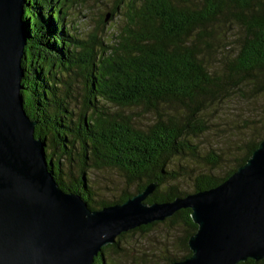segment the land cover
I'll list each match as a JSON object with an SVG mask.
<instances>
[{
    "label": "trees",
    "instance_id": "trees-1",
    "mask_svg": "<svg viewBox=\"0 0 264 264\" xmlns=\"http://www.w3.org/2000/svg\"><path fill=\"white\" fill-rule=\"evenodd\" d=\"M75 1L79 0H25L22 16L28 33L21 61L23 108L36 122L34 135L45 142L46 159L63 191L79 194L89 208L98 209L157 182L145 202H163L189 194L177 188L181 177H192V192L205 190L245 163L264 139L255 125L252 138L242 142V154L226 159L213 149L203 153L194 138L209 129L210 108L244 87L253 95L264 92V0H114L109 18L121 15L122 24L108 43L96 32L86 42L72 33L74 26L61 7ZM106 14L98 27L104 25ZM35 56L49 60L47 71L31 65L28 59ZM59 63L60 74L55 66ZM68 72L85 81L78 102L72 93L74 77ZM134 107L154 114L153 122L136 126L124 112ZM176 159L185 164L173 168ZM223 159L230 167L220 176L213 171ZM65 163L71 167L63 173ZM189 164L198 169L188 171ZM106 168L119 171L136 189L96 204L86 171ZM165 220L184 227L185 253L168 259L170 264L191 254L187 240L197 226L188 208ZM157 223L119 234L102 248L94 264H105L104 251L118 249L125 234L148 231ZM238 264H264V258Z\"/></svg>",
    "mask_w": 264,
    "mask_h": 264
},
{
    "label": "water",
    "instance_id": "water-1",
    "mask_svg": "<svg viewBox=\"0 0 264 264\" xmlns=\"http://www.w3.org/2000/svg\"><path fill=\"white\" fill-rule=\"evenodd\" d=\"M24 5L0 0V264H94L119 234L184 208L197 226L187 240L191 254L170 264L262 260L264 139L218 185L169 201L145 202L157 186L151 182L123 202L91 209L58 186L20 94L28 40Z\"/></svg>",
    "mask_w": 264,
    "mask_h": 264
},
{
    "label": "rangeland",
    "instance_id": "rangeland-1",
    "mask_svg": "<svg viewBox=\"0 0 264 264\" xmlns=\"http://www.w3.org/2000/svg\"><path fill=\"white\" fill-rule=\"evenodd\" d=\"M113 5L114 0H79L61 7V10L65 12V20H69L74 26L72 33L77 38L86 42L89 41V35L96 32L97 38L108 43L112 40V34L121 28L122 16L108 18L104 25L100 24L99 27L97 23L102 14L110 12ZM75 51L78 52L80 49L76 48ZM28 61L32 62L31 65H39L46 71L50 65L49 60H45L43 56L30 57ZM55 66L58 72L60 63ZM30 74L33 75L35 72L32 70ZM68 75L74 77L72 93L76 95L78 102L81 99L85 81L81 75L74 76L69 72ZM103 103L106 107L115 109L108 102L103 101ZM124 112L130 115L133 123L139 127L148 126L154 120V114L144 113L139 107L126 109ZM206 117L209 129L194 138V142L200 145L202 152L213 149L224 159L242 154L240 153L242 142L252 138L255 128H261L264 133V126H261V124L264 125V92L260 95H253L244 87V90L231 99L210 108ZM254 125L256 127L252 130ZM224 159L214 169L215 174L221 176L230 167V163ZM183 164H185L184 161L176 159L172 166L178 169L179 165ZM76 166L75 163L72 165L73 171L76 170ZM70 167L68 163L63 164L62 172L66 173ZM191 167L193 171L198 169L189 164L187 170L189 171ZM86 176L93 193V201L96 204L102 201H113L122 196L124 192L132 193L136 189L135 185H128L122 174L115 169H88ZM175 183L180 191L190 193L193 190L192 177H181ZM183 228L179 221L164 220L148 231L129 232L120 239L118 249L104 251L105 264H166L171 257L179 258L185 253L182 246Z\"/></svg>",
    "mask_w": 264,
    "mask_h": 264
},
{
    "label": "flooded vegetation",
    "instance_id": "flooded-vegetation-1",
    "mask_svg": "<svg viewBox=\"0 0 264 264\" xmlns=\"http://www.w3.org/2000/svg\"><path fill=\"white\" fill-rule=\"evenodd\" d=\"M55 173H56L57 175H59V171H58L57 169H55Z\"/></svg>",
    "mask_w": 264,
    "mask_h": 264
}]
</instances>
